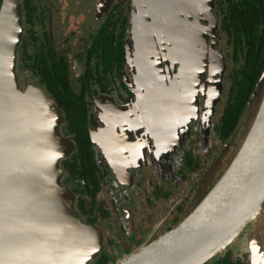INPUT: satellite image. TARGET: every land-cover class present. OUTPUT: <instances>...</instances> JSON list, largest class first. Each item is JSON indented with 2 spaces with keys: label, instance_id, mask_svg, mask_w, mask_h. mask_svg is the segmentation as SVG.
I'll list each match as a JSON object with an SVG mask.
<instances>
[{
  "label": "flooded vegetation",
  "instance_id": "af4514ba",
  "mask_svg": "<svg viewBox=\"0 0 264 264\" xmlns=\"http://www.w3.org/2000/svg\"><path fill=\"white\" fill-rule=\"evenodd\" d=\"M21 2L19 89L62 111L74 148L59 162L61 184L99 239L88 264H116L180 224L235 152L245 113L229 138L221 123L239 11L227 0L213 1V17L196 0ZM203 264H264V208Z\"/></svg>",
  "mask_w": 264,
  "mask_h": 264
},
{
  "label": "water",
  "instance_id": "95a60500",
  "mask_svg": "<svg viewBox=\"0 0 264 264\" xmlns=\"http://www.w3.org/2000/svg\"><path fill=\"white\" fill-rule=\"evenodd\" d=\"M213 1L202 0L197 13L213 17ZM21 5L0 6V264H88L99 239L61 184L59 162L74 148L60 134L62 111L43 91L18 86ZM244 116L236 151L211 189L174 229L116 264H203L253 223L264 208V67Z\"/></svg>",
  "mask_w": 264,
  "mask_h": 264
},
{
  "label": "trees",
  "instance_id": "16d2710c",
  "mask_svg": "<svg viewBox=\"0 0 264 264\" xmlns=\"http://www.w3.org/2000/svg\"><path fill=\"white\" fill-rule=\"evenodd\" d=\"M227 4L226 10L239 11V16L234 13L228 28L237 59L221 123L224 138H229L237 128L264 67V0H227ZM73 121L72 117L71 125Z\"/></svg>",
  "mask_w": 264,
  "mask_h": 264
},
{
  "label": "bare ground",
  "instance_id": "6f19581e",
  "mask_svg": "<svg viewBox=\"0 0 264 264\" xmlns=\"http://www.w3.org/2000/svg\"><path fill=\"white\" fill-rule=\"evenodd\" d=\"M202 6H203V5H202V0H197V6H196V9L199 10ZM198 40H200L199 37H198ZM196 44H198V41H197ZM198 45H200V44H198ZM200 46H201V45H200ZM200 50H201V49H200ZM188 81L191 82V79H188ZM190 90H192V89H190ZM87 238H88V240L83 244V246H82V248H81V251H82V252H81L80 255H83V254L89 249V247L91 246V243L89 242V240H92V239H93V236L90 235V236H88Z\"/></svg>",
  "mask_w": 264,
  "mask_h": 264
},
{
  "label": "rangeland",
  "instance_id": "374dc122",
  "mask_svg": "<svg viewBox=\"0 0 264 264\" xmlns=\"http://www.w3.org/2000/svg\"><path fill=\"white\" fill-rule=\"evenodd\" d=\"M196 3H197V0H196ZM244 119H245V116H244ZM244 119H243V120H244ZM243 120H242V121H243ZM241 131H242V128L240 127V132H239V134L237 135V141H238V139H239V136H240ZM236 143H237V142H235V144H234L235 151H236V147H235ZM234 153H235V152H234Z\"/></svg>",
  "mask_w": 264,
  "mask_h": 264
}]
</instances>
